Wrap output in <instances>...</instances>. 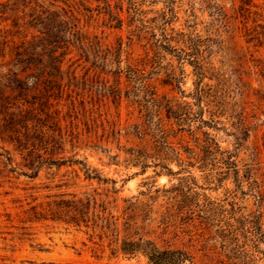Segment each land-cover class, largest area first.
I'll return each mask as SVG.
<instances>
[{"label": "rangeland", "instance_id": "obj_1", "mask_svg": "<svg viewBox=\"0 0 264 264\" xmlns=\"http://www.w3.org/2000/svg\"><path fill=\"white\" fill-rule=\"evenodd\" d=\"M0 5L1 71L44 24L62 59L55 100L0 89V264H264V0ZM88 200L108 230L62 222Z\"/></svg>", "mask_w": 264, "mask_h": 264}, {"label": "trees", "instance_id": "obj_2", "mask_svg": "<svg viewBox=\"0 0 264 264\" xmlns=\"http://www.w3.org/2000/svg\"><path fill=\"white\" fill-rule=\"evenodd\" d=\"M2 7L3 6L0 5V8ZM220 12V17L226 21V14L222 10ZM3 15L4 12L0 11V17ZM33 20L36 24H42V20L44 19L38 14ZM45 21L55 24L54 21L48 19ZM44 25L46 26L42 27V31H38L39 35H32L31 40H24L15 48L13 53L10 52V56H12V58H10V63H13L11 64L13 71L12 69H8L7 73H4L0 70V89L4 87L5 89L16 91L15 93L20 97V100L23 99L21 96L28 95V88L25 86L31 88L32 95H29L32 96L31 98H36L38 101L43 99L46 102H49L51 99L55 100V97L52 98L54 90H52L50 84L56 83V80L60 78L59 75L53 73L59 74L61 72L62 59L60 56L56 55V49L59 48L57 47V45H59V39L52 33L51 29L54 27H51L49 24ZM77 34L82 35L79 31H77ZM78 44L81 46V50L85 49L86 43L82 38L78 40ZM72 79L74 80L75 76H73ZM14 104L15 103L7 102L6 105L3 106V111L0 113V125L6 120H11L16 126H20L19 123L25 120L26 117L22 114L23 110L19 107V105L22 106V104L19 101L17 102V104H19L18 106ZM14 106L16 111H10ZM30 106L33 107L34 103H31ZM32 110H36V108H32ZM77 203H80V201H77ZM90 203L91 201L89 200L85 204L81 203L85 205L83 206L85 210L86 206H88L87 211L84 212L79 209V205H75L73 201L66 202L65 204L67 205H65V207L68 209L67 212L74 213V216L70 218V221L62 222L67 225L74 224L75 226L82 223L85 224V227L90 226L92 230L96 228L100 229V231L108 230V221L95 211V207H92V210L89 211ZM93 204L95 206V203ZM141 246V243L124 240L119 245L118 250L124 255H133ZM145 256L150 264H183L184 261L190 262V256L183 251H159L154 246L148 247L145 251Z\"/></svg>", "mask_w": 264, "mask_h": 264}]
</instances>
